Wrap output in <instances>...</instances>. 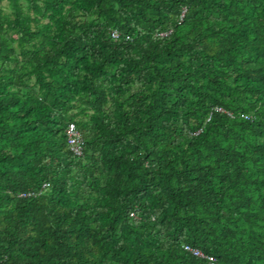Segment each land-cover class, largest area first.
Listing matches in <instances>:
<instances>
[{
	"label": "trees",
	"instance_id": "obj_1",
	"mask_svg": "<svg viewBox=\"0 0 264 264\" xmlns=\"http://www.w3.org/2000/svg\"><path fill=\"white\" fill-rule=\"evenodd\" d=\"M183 244L264 264V0H0V264Z\"/></svg>",
	"mask_w": 264,
	"mask_h": 264
},
{
	"label": "built area",
	"instance_id": "obj_2",
	"mask_svg": "<svg viewBox=\"0 0 264 264\" xmlns=\"http://www.w3.org/2000/svg\"><path fill=\"white\" fill-rule=\"evenodd\" d=\"M67 142L75 153L81 154L83 141L74 123H69L67 127ZM187 249H189V247H187ZM193 252L195 254H200L198 250H193Z\"/></svg>",
	"mask_w": 264,
	"mask_h": 264
},
{
	"label": "clouds",
	"instance_id": "obj_3",
	"mask_svg": "<svg viewBox=\"0 0 264 264\" xmlns=\"http://www.w3.org/2000/svg\"><path fill=\"white\" fill-rule=\"evenodd\" d=\"M111 35L113 36V37H117V31L116 30H112V33H111ZM218 110H220V111H224L222 108H220V107H218L217 108ZM225 113H227L228 115H231L232 116V113L231 112H228V111H224ZM240 117H242V118H244V119H249L250 117H251V114H246V113H240ZM69 125V124H68ZM76 126V125H75ZM68 127V126H67ZM77 128V127H76ZM78 130V129H77ZM81 135V134H80ZM66 136H67V128H66ZM82 138V137H81ZM82 141H83V139H82ZM67 144H68V142H67ZM83 145V144H82ZM69 146V145H68ZM70 147V146H69ZM71 148V147H70ZM82 153V152H81ZM77 154V153H76ZM134 216V214L133 213H131V216ZM183 246V249L184 250H186V251H188V252H190V253H192L193 255H195V256H199V257H202V258H205V259H207L208 261H209V263L210 264H214V261H215V258L213 257V256H211V255H207V254H204L200 249H198V248H195V247H192V246H190V245H188V244H183L182 245ZM187 247H189V249H187ZM193 250H198L199 252H200V254H195L194 252H193Z\"/></svg>",
	"mask_w": 264,
	"mask_h": 264
},
{
	"label": "rangeland",
	"instance_id": "obj_4",
	"mask_svg": "<svg viewBox=\"0 0 264 264\" xmlns=\"http://www.w3.org/2000/svg\"><path fill=\"white\" fill-rule=\"evenodd\" d=\"M1 5H2L3 7H5L6 12H11L12 9H11L10 7H8L9 4H8L7 1H3V2L1 3Z\"/></svg>",
	"mask_w": 264,
	"mask_h": 264
}]
</instances>
